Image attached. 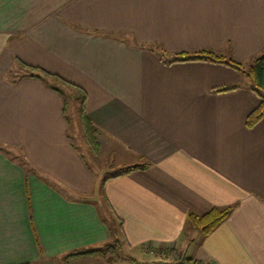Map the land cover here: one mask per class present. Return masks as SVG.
<instances>
[{"label":"crops","instance_id":"1","mask_svg":"<svg viewBox=\"0 0 264 264\" xmlns=\"http://www.w3.org/2000/svg\"><path fill=\"white\" fill-rule=\"evenodd\" d=\"M203 49L244 65L260 55L264 0H0V264H121L65 260L116 237L137 262L172 245L264 264V117L245 119L259 96L230 65L160 52ZM22 63L73 83V119L66 85ZM234 203L206 237L186 223Z\"/></svg>","mask_w":264,"mask_h":264},{"label":"trees","instance_id":"2","mask_svg":"<svg viewBox=\"0 0 264 264\" xmlns=\"http://www.w3.org/2000/svg\"><path fill=\"white\" fill-rule=\"evenodd\" d=\"M163 55L162 59L164 62L174 63L179 61H210V62H220L224 63L226 65H230L237 71L245 72L250 80V88L252 91H254L259 96V104L254 108L252 112H250L246 116V126L249 128H252L257 124L259 121H261L264 117V50L263 52L253 57L251 62H249L247 65L242 64L241 62H237L234 59L231 58H225L224 56L218 55L216 52H213L212 50H201V51H195V52H179L178 54H175L168 58V56H165L164 50L160 51ZM160 53V54H161ZM165 57V58H164ZM167 59V60H166ZM22 67L27 68L30 71V74L38 77H42L43 79H50L53 80V84L51 85L52 88L62 91V87H58L56 84H64L66 86H69L70 88H74L75 86L73 83L68 82L67 80L61 78L60 76L53 74L49 71H46L40 67L28 65L22 63ZM237 88L236 86H229L227 88H220L217 89L218 91H225L229 89ZM80 114L82 117V123L85 133V138H87L88 142L93 148H97V137H96V130L91 126L89 119L86 117V114H84L83 108L80 110ZM149 166V163L143 165H135L127 168L122 173H118L113 176H118L123 174L125 171L134 170L135 168H141L146 169ZM238 206L237 203H234V205H227L218 207L215 206L211 208L208 212L203 214H196L193 211H190L187 214V221L186 223L188 225H191L197 230H200L203 237L208 236L215 230V228L220 225L224 220H226L229 215L234 211V209ZM121 221V220H119ZM122 224V221H121ZM184 233V232H183ZM123 238V237H122ZM122 238H115L113 241L109 243H105L102 245V248L91 250V251H73L71 253H68L65 257V260L79 255H88L93 252H101L104 255L109 256L113 259V262H120L122 260L120 252L123 249V240ZM146 252L149 254L154 253L156 256H161L158 260H152L151 262H137L133 257L127 256L131 264H210L203 262L202 260H197L190 255L180 252L177 250L176 247H173L172 245H163L158 248H152L151 250L148 248L145 249ZM214 264V263H212Z\"/></svg>","mask_w":264,"mask_h":264},{"label":"rangeland","instance_id":"3","mask_svg":"<svg viewBox=\"0 0 264 264\" xmlns=\"http://www.w3.org/2000/svg\"><path fill=\"white\" fill-rule=\"evenodd\" d=\"M53 82V81H52ZM57 86H59L58 84H56ZM70 87H68V86H65L64 88H63V90H65V91H67L66 92V99H67V101L70 103L69 104V107H68V114L70 115V117L73 119L74 117H75V114L73 113V106H75V103L76 102H74L75 100H74V98H72L71 97V95H72V93H76L77 92V90H76V88H72V89H69ZM78 93V92H77ZM79 95V94H78ZM69 134L72 136H74V138H76L77 137V135H76V133H75V131H74V129L73 128H71L70 130H69ZM79 147H81V149L82 150H84L85 151V153L87 152V150L85 149V146H83V143H81V142H79ZM14 153H16V154H18L16 151H14ZM88 155V154H87ZM89 156V155H88ZM16 159H19V158H16ZM92 160V159H91ZM108 166H106L107 168L104 170L105 172H101L103 175H107V173L108 172H112L111 170H112V166H114V165H110V164H107ZM107 172V173H106ZM109 174H111V173H109ZM98 194V192H96V195ZM104 213V212H103ZM105 214V213H104ZM191 226V225H190ZM192 227V226H191ZM197 230V229H196ZM123 245V244H122ZM120 254H121V257H122V260H121V264H131V262L129 261V259H128V257L127 256H130L129 254V251H128V249L125 247V245H123V249H122V251L120 252ZM132 254V256L133 257H136V252H132L131 253ZM146 254V253H145ZM150 256H152L155 260H158V259H160L161 258V256H156V254H154V253H151L150 254ZM136 259H138V257H136ZM145 259H146V257H145ZM207 263V262H206Z\"/></svg>","mask_w":264,"mask_h":264}]
</instances>
